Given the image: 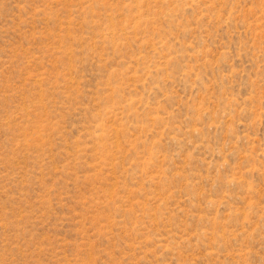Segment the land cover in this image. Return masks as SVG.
I'll use <instances>...</instances> for the list:
<instances>
[{"label": "rangeland", "instance_id": "rangeland-1", "mask_svg": "<svg viewBox=\"0 0 264 264\" xmlns=\"http://www.w3.org/2000/svg\"><path fill=\"white\" fill-rule=\"evenodd\" d=\"M0 264H264V0H0Z\"/></svg>", "mask_w": 264, "mask_h": 264}]
</instances>
